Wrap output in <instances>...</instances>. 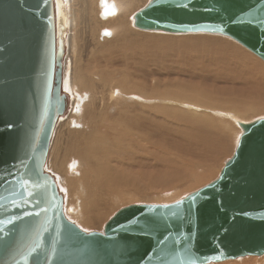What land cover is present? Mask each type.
<instances>
[{
	"label": "water",
	"instance_id": "water-1",
	"mask_svg": "<svg viewBox=\"0 0 264 264\" xmlns=\"http://www.w3.org/2000/svg\"><path fill=\"white\" fill-rule=\"evenodd\" d=\"M253 18L264 19V0H149L133 16L141 30L233 38L264 60V27L248 22ZM65 29L63 15L55 17L54 0H0V196L6 195L9 171L21 178L20 161L31 172L28 179H47L49 196L39 207L26 195L13 197L17 208L0 200V219L23 217L13 226L0 225L15 228L10 246L0 245V264L19 261L34 244L40 248L32 258L51 256V264H204L264 254V117L238 123L242 132L233 155L217 178L191 192L195 203L184 199L178 215H170L175 202L139 203L119 209L103 231L85 233L70 223L56 178L45 167L68 107ZM24 211L40 215L27 217ZM165 237L170 254L161 255L165 244L158 241Z\"/></svg>",
	"mask_w": 264,
	"mask_h": 264
},
{
	"label": "rangeland",
	"instance_id": "rangeland-1",
	"mask_svg": "<svg viewBox=\"0 0 264 264\" xmlns=\"http://www.w3.org/2000/svg\"><path fill=\"white\" fill-rule=\"evenodd\" d=\"M79 1H80V5H79L80 7L81 0ZM148 1L149 0H139V2H137L136 4L135 10L138 11L141 8H143ZM77 2L78 0H74L73 4ZM79 7L77 5L76 7H73L77 12L78 20H76V22L78 24L75 30L71 32L75 36L77 47H72L69 50L70 54L67 59L68 64H67L66 89L68 93H72L73 95L74 93H77L76 98L78 97L81 98L80 101L81 106L79 112L81 116L84 114L83 119H86L88 114V109L91 107L90 104L91 94L89 93L90 91L87 88L85 90L83 89V91L74 88V81L77 77V73H82L83 75L86 72H88L89 74L94 72L95 74L99 73L101 75V72L103 71V75H102L103 79L113 78L112 75H114V77L119 81L129 79L130 81L144 82L145 80L144 83H146L147 85L143 87V90L146 91L145 94H147V92L151 93L152 91L151 86L154 85L153 81L155 82L161 81L162 83H166L165 82L166 80L169 81L171 78L174 77L175 75L173 74L174 72L168 74V72L164 69V67L167 68L169 66H176L180 68L185 67L188 73L199 70L201 66H210L208 68L204 67V69L202 70L204 71L202 79L204 80L205 83H207L208 85L214 83L215 86L214 90L218 92L228 91L229 93H231L232 98L239 99V101H241L243 104L246 103V106L248 108H252V106L254 107L257 104L256 106L259 108L255 107L256 110L253 109L254 110L253 111L252 109H249V111L251 110L250 112L248 111L241 112L243 114V117L244 116L246 117L247 121H251L259 117H264V66L260 64L261 62L264 65V60L261 59L259 56H257L255 53H252V51H250L248 48H245L243 45L242 48L241 46L239 47L238 46L239 44L237 45L236 40H233V38L224 36L225 38H222L223 40H221L220 38L213 40L212 38L211 39L206 38L207 33L205 34L203 32L202 33L199 32L195 34L173 33L169 35L162 33L145 32L137 27H134V24L131 23L128 26L129 40L127 39L126 42L123 41L119 42L117 40L114 43L107 42L105 47L103 44L102 50H100L101 48L95 49V47H97L96 39H97L98 31L96 32L94 22L100 21L96 16H94V12L96 11V9H89L88 13L86 15H83L81 10H83L84 6L81 9H79ZM126 49L128 50V54L125 57L123 53L126 52ZM244 49L248 53L245 52ZM250 55H254V56L256 55L255 57L260 61L258 60L259 62H256V60H254ZM70 56L72 57V59H70L71 58ZM95 61L96 63H94ZM102 62L105 63L103 64ZM227 67H229V71ZM250 67H252V72L248 74ZM218 71H226V72L222 73V75L220 76H216V72ZM198 73H201V71H199ZM206 73L207 74L211 73L212 74L211 77H213V80L207 82L208 79H206ZM214 79L216 80L214 81ZM185 80L186 83H188L187 81L188 79ZM255 81L260 82L256 90L261 91V93L256 91V94H253V92H251V87H248L252 83H255ZM132 84L134 88L131 90L129 95H134L133 99L131 98L129 99L127 96L125 97L122 96L120 93L121 91L124 92L122 89L120 90L116 89L117 91L116 95L119 103L116 106H111L110 108V113L113 116L114 115L116 116L119 112L122 111L123 113L125 112L129 113L135 116L136 118L139 119L141 118L142 119L141 121L145 123V119L143 118L147 114H151L153 112L156 114L163 115L165 114V110L169 112L168 109L175 107V105L171 103L160 104L159 101L155 102L154 98H156V95L152 96V98L150 99L151 101H147V102L142 101L144 100L143 96H147L148 94L145 95L144 92L137 89V87H142L141 84H137V85H134V83ZM233 84L241 85V88L242 87L243 88L241 89V91H238L239 89L236 88V86H234ZM226 85L227 87H233L235 91H233L232 93L231 92L232 90L230 91V88L229 89L225 88L224 91H221ZM116 86H119L118 81L116 82ZM201 86L204 87V84ZM88 87L90 88V86ZM102 94H104V92L101 91V93H98L97 96L101 97ZM80 98L78 99L80 100ZM123 99H126L127 101ZM128 100L130 102H128ZM98 101H100L99 103L102 102L103 104V100L99 99ZM125 104L126 105L129 104V105L124 106ZM157 104L160 105L156 109L154 108V106ZM249 104H251L252 106ZM177 107L178 106H176V108ZM117 108H119V110H117ZM124 108L127 109L124 111L123 110ZM178 109H180L187 115H193V116L203 115L202 118H204V114H203L204 111H205L204 113L207 112L210 113L211 119L209 117L204 118L198 123H196L195 126L203 127L204 129L210 128L209 130H215V131H217L216 130L217 128L224 140V144L222 145L223 148L221 147V149H219V151L216 153L215 156L211 158H206L205 161L200 160L198 162L199 165L194 164L193 162L192 164L183 163L181 167L182 170L185 171L188 170L187 171L188 173H186L188 179L182 180V179L170 178L168 176H164L160 174L159 171L160 169L161 170L163 169L161 167L162 164L161 161L166 160L165 157L166 154L163 153L167 152L168 149H170L171 143L174 140L172 139L173 137L169 136L170 137L169 140L168 138L167 139L163 138L162 140L157 139L158 143H153L152 141H148V140L142 141L140 140L141 138L138 135L139 131H141V123L139 120V122L136 125H133L134 128L132 127L131 130L127 133L134 134V141L138 140L141 146L140 152L143 155L146 156L154 155V157H156V160L154 159L150 160V162L151 163L154 162L153 164H155L156 166H150L151 163L146 164V161H144L143 163L139 162L138 164H135L137 162L134 163L131 161L125 162L124 163L125 169L129 171V173L131 174L129 177L130 184L128 183L126 186H123L122 189L124 191L122 193L118 192L117 195L112 196V197H116V196L120 197L121 195L120 199L112 198L110 200L111 201L110 205H108V207L105 209H102L100 206V215L94 226H90V225L86 226L85 223H83V221L80 220V217L75 218L76 216L74 217L73 214H70L67 211V215H68L67 217L71 221H74L79 227L81 226L82 229L87 228L89 230L88 232L103 231L106 222L119 209L125 206L131 204H139V203L167 204V203L175 202L185 197L186 195L190 194L191 192H194L198 188L206 185L207 183H210L211 181H213L215 178L218 177L225 162L233 155L236 149L239 135L242 132L241 127L237 126L230 118L223 117L218 113H215V111H211L210 109L203 108V109H199L198 111L197 108L195 109V108L183 107V106H179ZM69 110L70 107L63 115L64 119L66 115H68ZM217 110H219L221 113L224 112V109L222 108H217ZM226 111L227 109L225 110V112ZM227 112L232 114V117L234 118L236 117L235 112H231L230 110ZM221 119L224 121L228 120L230 124L228 125L227 122H224ZM78 123L81 124V122L78 121L76 123V128L74 130L79 129L80 125ZM64 128L65 126L60 125L57 122V125L54 130V132L57 134L53 133L52 135V139H51L52 146L50 145L51 150L49 149V154H48L49 158L47 157L45 167L48 172H50L55 176L59 191L63 194L64 211L69 207V205L74 206L75 205L74 202L75 201L77 202L78 196H81L82 194L81 197L85 199L84 209L89 213L90 210H92L93 208L92 204L94 200L92 198H89L87 195H85L82 192H77L76 187L69 184L63 178L62 176L63 172L61 173L58 166L60 163V159L62 161L65 158L66 159V161L64 160L65 162L69 160H74V161L77 160V158L74 157H76L78 155V152L81 150V148H79L80 145L82 144L81 147L84 146V143H82L83 141L80 138V131L77 130L74 131L72 134V138L74 141L72 140L70 143L67 139V142L69 144L72 145L73 142H74L73 144L74 146L76 144L74 149L71 148L70 146H67L68 143L67 145L66 143L62 145L63 148L65 146L64 150L61 149L63 150L62 151L63 153L61 152L60 149H57L55 143L58 142L59 140L58 135L61 133L62 130H64ZM83 130H85V128ZM105 130L106 128L104 127L103 132ZM62 140L65 141L64 138ZM165 147L168 149H166ZM113 150H119V149L115 148ZM162 151L163 153H161ZM76 163L77 161L75 162V164ZM80 172L81 171L78 165H76V168L73 170V172L69 171V173L72 175L71 177H79ZM119 173H120V169H119ZM95 183L96 180H94L93 184L90 185V190L93 188L91 190L92 192H95ZM85 190L87 194L88 187L85 188ZM257 257L247 256L246 259L244 258V256H241L236 258L237 260L236 259L229 260L227 262L223 261V263L213 262L209 264H218V263L241 264L244 262L246 263L248 260L249 261L253 260V263H256L258 261H259L258 263H262L264 261L263 260L264 254L259 256L257 255Z\"/></svg>",
	"mask_w": 264,
	"mask_h": 264
},
{
	"label": "bare ground",
	"instance_id": "bare-ground-1",
	"mask_svg": "<svg viewBox=\"0 0 264 264\" xmlns=\"http://www.w3.org/2000/svg\"><path fill=\"white\" fill-rule=\"evenodd\" d=\"M73 1L74 0H54L55 17L61 13L63 15L64 24L66 26L65 32L63 34L64 43H65V53L63 58L62 71H63V92L66 94L68 98V107L65 110V112L61 115V117L58 119V124L65 126V128L58 135L59 140L57 139L58 142H56L55 145L57 149L64 150L65 146L63 148L62 145H64L65 143L67 145L68 143L67 139L71 143V141L73 140L72 138L73 132L77 130L80 131V138L83 141L82 143H84V146L81 147L82 144L80 145L79 148H81V150L79 149L80 151L78 152V155L74 157L77 158V160L75 161L69 160L65 162L66 161L65 158L62 161L60 159V163L58 166L61 173L63 172L62 173L63 178L69 184L75 186L77 192H82L85 195H87L89 198H92L94 200L92 204L93 208L92 210H90L89 213L84 209L85 199L81 197L82 196L81 194V196H78L77 202L76 201L74 202L75 205L74 206L69 205V207L65 209L64 213L66 214L65 216L67 217L68 216L67 211H68V213L73 214L74 217L76 216L75 218L80 217V220H82L86 226L88 225L94 226L100 215V206L102 209H105L108 207V205H110L111 203L110 200L112 198L120 199L121 195L120 197L117 196L112 197V196L117 195L118 192L122 193L124 191L122 189L123 186H126L128 183L130 184L129 177L131 174L129 173V171L125 169L124 163L131 161L134 163L137 162L135 164H138L139 162L143 163L144 161H146V164H148L151 163L150 160L152 159L156 160V157H154V155H149V156L143 155L140 152L141 146L138 140L134 141V134L127 133L131 130L132 127L134 128L133 125H136L139 122V120L141 123V131H139L138 133L139 137L141 138L140 140L142 141L148 140V141H152L153 143H158L157 139L162 140L163 138L166 139L168 138L169 140L170 138L169 136L173 137L172 139L174 140L172 141V143L170 142L171 143L170 149L165 147L166 149H168V151L164 153L163 151L161 152L163 154H166L165 156L166 160L161 161L162 162L161 167L163 169L162 170L160 169L159 172L160 174L164 176H168L170 178L184 180V179H188L186 175V173H188L187 172L188 170L187 171L182 170L181 167L182 164L183 163L192 164L193 162L194 164L199 165L198 162L200 160L205 161L206 158H211L215 156L216 153L219 151V149H221L222 145L224 144V140L217 128H216L217 131H215V130H209L210 128L204 129L203 127L195 126V124L201 121L202 119L208 117L210 118L211 115L210 113L208 112L204 113L205 111L203 110L204 118H202L203 115L202 116L187 115L186 113L178 109V107L183 106V107H191L195 109L197 108L198 111L199 109H203V108L210 109L211 111H215V113H218L223 117L230 118L237 126H239L238 123L240 121L247 122L246 117L245 116L243 117V114L241 112H246V111L250 112L251 110L249 111V109L252 110L255 109V107H257L256 106L257 104L254 107L251 104H249L252 106V108H248L246 106V103L243 104L241 101H239V99L232 98L231 93H229L228 91L227 92L224 91L225 88L228 89L230 88V91L232 90L231 92L233 93V91H235L233 87H227L226 85L221 90L224 92H218L214 90L215 87L214 83H211L210 85L205 83L204 80L202 79L204 73V71L202 70L204 69V67L208 68L210 66H201L199 70L190 73L187 72L185 67L183 68L176 66H169L167 68L164 67V69L168 72V74L174 72L173 73L175 74L174 77L171 78L169 81L166 80L165 81L166 83H162L161 81H156V82L153 81L154 85L151 86L152 91L151 93L147 92L148 95L145 94L146 91L143 90V87L147 85L146 83H144L145 80L144 82H135V81H130L129 79L119 81L114 77V75H112L113 78L103 79L102 78L103 71L101 72V75L99 73L95 74L93 72L89 74L88 72H86L83 75L82 73H77V77L74 81V88L81 91L87 88L89 89L90 91L89 93L91 94V103H90L91 107L88 109V114L86 119H83L84 114L81 116L79 112L81 106L80 105L81 98L78 97L80 98L79 100L78 98H76L77 93H74L73 95L72 93H68L66 89L67 64H68L67 59L70 54L69 50L72 47H77L75 36L71 31L75 30L78 24L76 22V20H78L77 12L73 7H76V5L79 7L80 1L78 0V2L75 4H73ZM137 2H139V0H81V6L79 7V9H81L84 6L83 10H81L83 15H86L89 9H96V11L94 12V16H96L100 20L94 22L96 32L98 31L97 39H96L97 47H95V49L101 48L100 50H102L103 44L105 47L107 42L114 43L116 40L119 42L120 41L126 42L127 39L129 40L128 26L131 23L134 24L133 16L137 12L135 10ZM106 11L110 13L107 16L104 14ZM106 31L110 32L111 35H105ZM143 31L162 33L167 35L173 34L164 31H147V30H143ZM188 33L195 34L199 32H188ZM203 33L206 34V32ZM180 34H185V33H180ZM206 35H207L206 38L208 39L212 38L213 40L217 38L223 40L222 38H225L224 35L217 33L214 34L207 33ZM236 43L237 45L239 44L238 46L239 47L241 46L242 48L241 43H238V41H236ZM245 52L247 51L245 50ZM123 54L126 57V55L128 54V50L126 49V52ZM250 56L254 60H256V62L260 61L255 57L256 55L255 56L250 55ZM70 59H72V57ZM94 63H96V61ZM260 64L264 66L261 62ZM227 69L229 71V67H227ZM199 71H201V73H198ZM224 72L226 71H218L216 72V76H220ZM251 72H252V67H250L248 74H250ZM211 76H212L211 73L209 74L206 73V79H208L207 82L213 80V77ZM185 79H188L187 80L188 83H186ZM215 80L216 79H214V81ZM117 81L119 82L120 87L116 86ZM132 83H134V85L137 84L142 85V87H137L138 90L144 92V94L147 95V96H143L144 100L142 101L145 102L151 101L150 99L152 98V96L156 95V98H154L155 102L159 101L160 104L171 103L175 105V107L168 109L169 112H167L165 110L167 108H165L164 109L165 114L163 115L156 114L153 112L151 114H147L148 116L146 115L143 118L145 119V123L141 121L142 120L141 118L140 119L136 118L135 116L126 112L123 113L122 111L119 112L116 116L115 115L113 116L110 113V108L111 106H116L119 103L116 95L117 94L116 89L119 90L122 89L124 91V92L122 91L120 92L122 96L124 97L127 96L129 99L130 98L133 99L134 95H129L131 90L134 88ZM203 84L204 87L201 86ZM252 84L249 85L248 87H251V92H253V94H256V91H258L256 89L258 88L260 82L255 81V83ZM233 85L239 89L238 91H241V89L243 88V87L241 88V85L238 84H233ZM88 86H90V88ZM101 91L104 92V94H102L101 97L97 96V94L101 93ZM258 92L261 93V91ZM99 99L103 100V104L102 102L99 103L100 102L98 101ZM128 102L130 101L128 100ZM160 104L155 105L154 108L157 109ZM128 105L129 104L127 105L125 104L124 106H128ZM176 106L178 107L176 108ZM69 107H70L69 113L68 115H66L64 119L63 115L66 113ZM217 108L224 109V112L221 113L219 110H217ZM126 109L127 108H124L123 110L125 111ZM226 109L227 111L230 110L231 112H235L236 117L234 118L232 117V114L228 113L227 111L225 112ZM117 110H119V108H117ZM78 121L81 122V124L78 123L80 127L79 129L74 130L76 128V123ZM224 122H227L228 125L230 124L228 120ZM103 125L106 128L104 132H103V128H104ZM84 128L85 130H83ZM63 138L65 139V141L62 140ZM73 144L74 142L72 143V145ZM50 145L52 146V143H50ZM72 145L68 143L67 146H70L71 148L74 149L76 144L75 146ZM115 148L119 150H113ZM63 150H61V152ZM76 161L77 163L75 164ZM153 163H151L152 165L150 164V166H156ZM76 165H78L80 168L81 171L80 176L71 177L72 175L69 173V171L73 172V170L76 168ZM119 169H120V173H119ZM94 180H96L95 192H92L91 190L93 188L90 190V185L93 184ZM87 187H88V191L86 194L85 188ZM172 203L174 202L167 204H172ZM63 209H64V204H63ZM247 256L257 257V255H247ZM246 257L244 256V258ZM236 258L225 259L216 262L223 263V261L227 262L229 260H235ZM213 262H207L204 264H209ZM258 262L253 263V260L250 261L248 260L246 263L244 262L241 264H264V261L262 263H258Z\"/></svg>",
	"mask_w": 264,
	"mask_h": 264
},
{
	"label": "snow or ice",
	"instance_id": "snow-or-ice-1",
	"mask_svg": "<svg viewBox=\"0 0 264 264\" xmlns=\"http://www.w3.org/2000/svg\"><path fill=\"white\" fill-rule=\"evenodd\" d=\"M104 14L107 16L110 13L106 11ZM248 22L253 23V24H259L261 27H264V19L253 18L252 20ZM105 35H111V33L106 31ZM20 165L21 167L20 169H17V172L21 174V178L17 179V177L11 171L7 173L5 177V184L7 185L6 190H5L6 195L0 196V200L7 199L8 203L11 204L13 208L20 207L18 200L13 198L17 196H19L20 199H23L25 195L29 199L35 197L36 198L35 206L37 207L41 206L45 202H48L49 196H48L47 179L43 178L42 176L36 181L28 179L27 177L31 175V172L28 171V166L24 164L23 161H20ZM21 170H24V171H21ZM40 171H42V169L36 172L37 176H40ZM8 176H11L12 179L9 180ZM13 181H16V182L13 183ZM20 189L24 190L23 194L20 193ZM36 189L41 190L38 195L35 192ZM51 199L54 201L55 196H52ZM184 199H191L193 203H195L196 196L190 193L188 197L181 198L180 200L175 201L177 208L173 209L170 215L176 216L179 214L178 210L181 209V207L183 206ZM164 207L168 208L169 206L164 205ZM39 215H40L39 212H28V211L23 212V216H27V217H31V216L39 217ZM22 218L23 217L21 215H11V216H8L6 219H0V225L13 226L17 220H20ZM70 223L75 226L74 221H70ZM136 223L139 224V221H137ZM120 227L122 229L125 228L124 225H121ZM81 230L85 233H88L89 231L87 228H84ZM127 230L131 231V227H129ZM14 231H15L14 227H0V245H2L5 249H7L10 246V242L12 240V233ZM69 231H71V229H69ZM166 240H167V237H165L164 240L158 241V243L165 244ZM39 248H40L39 244H34V245L29 246L26 253L21 255V259L19 261H13V264H21V262H23V264H51V256H45L43 258L36 256L35 259L32 258L34 254L38 252ZM185 251L188 252L190 251V249L186 248ZM52 253L55 254V242L53 244ZM160 254L161 255L170 254L168 252V246L166 244H165V247H162L160 249ZM192 264H195V262H192Z\"/></svg>",
	"mask_w": 264,
	"mask_h": 264
}]
</instances>
